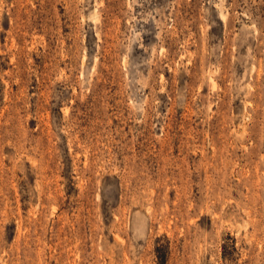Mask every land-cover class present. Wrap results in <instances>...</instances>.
<instances>
[{"label":"rangeland","instance_id":"obj_1","mask_svg":"<svg viewBox=\"0 0 264 264\" xmlns=\"http://www.w3.org/2000/svg\"><path fill=\"white\" fill-rule=\"evenodd\" d=\"M0 264H264V0H0Z\"/></svg>","mask_w":264,"mask_h":264}]
</instances>
